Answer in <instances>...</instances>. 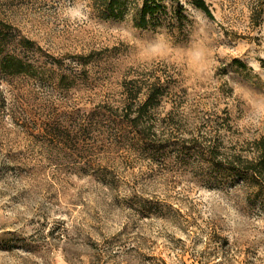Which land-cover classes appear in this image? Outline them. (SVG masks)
Returning <instances> with one entry per match:
<instances>
[{
    "label": "rangeland",
    "instance_id": "1",
    "mask_svg": "<svg viewBox=\"0 0 264 264\" xmlns=\"http://www.w3.org/2000/svg\"><path fill=\"white\" fill-rule=\"evenodd\" d=\"M101 1L0 0V264H264V0Z\"/></svg>",
    "mask_w": 264,
    "mask_h": 264
},
{
    "label": "trees",
    "instance_id": "2",
    "mask_svg": "<svg viewBox=\"0 0 264 264\" xmlns=\"http://www.w3.org/2000/svg\"><path fill=\"white\" fill-rule=\"evenodd\" d=\"M257 4L252 12V18L256 19L261 12V6L263 4V0H256ZM102 9L103 13L106 16H120L122 13V9L120 8V0H102ZM191 3L196 7L202 10L205 14L211 15L208 6L205 4L204 0H191ZM163 5L159 2V0H141L140 3L138 0H133V4L130 10H127L131 20L133 21L135 26L145 27L152 23V21L158 20L157 12ZM178 17L181 16L180 11L177 10ZM260 64L264 67V59H260ZM155 97L153 90L148 91L146 93L144 104L148 101L152 100ZM260 154L257 155L254 159H257L255 162L253 160L248 161L245 166L240 168H234V170L241 172V174L245 173V170H250L252 175L257 177H261L264 171V142L259 144Z\"/></svg>",
    "mask_w": 264,
    "mask_h": 264
}]
</instances>
